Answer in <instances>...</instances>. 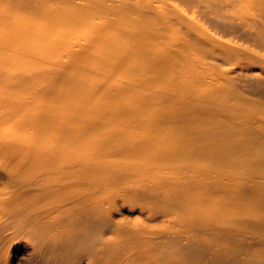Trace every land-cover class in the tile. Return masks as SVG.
Here are the masks:
<instances>
[{"label":"bare ground","instance_id":"obj_1","mask_svg":"<svg viewBox=\"0 0 264 264\" xmlns=\"http://www.w3.org/2000/svg\"><path fill=\"white\" fill-rule=\"evenodd\" d=\"M46 1L57 7L24 20L0 8V178L13 187L0 188V248L55 225L91 233L110 202L100 165H135L148 139L152 200L169 204L118 195L145 217L126 231L134 243L113 241V264H264V38L251 33L264 32V0ZM212 2L243 13L209 27L203 56L187 43ZM107 112L129 121L110 127Z\"/></svg>","mask_w":264,"mask_h":264},{"label":"rangeland","instance_id":"obj_2","mask_svg":"<svg viewBox=\"0 0 264 264\" xmlns=\"http://www.w3.org/2000/svg\"><path fill=\"white\" fill-rule=\"evenodd\" d=\"M7 3L9 4L0 3V8L3 11L7 9L9 15L7 19L18 18L24 20L35 16L36 13H34V11L32 12V8H41V11H46L57 7L55 1L47 2L46 0H12ZM203 11L204 14L201 12L203 16L198 13L201 18V21L198 23L200 30L192 29L194 35L189 39L187 44L188 48L192 51H194L193 49H201L203 52L202 55L204 56V51L208 48L206 44L208 38L207 32L209 34L211 33L209 27L213 23L224 21L227 18L237 23L238 16L241 15L243 11L241 9H232L219 5L215 6L214 2L205 5ZM251 33L253 34L254 40L264 38V32L255 30V32ZM89 73L90 71L84 74L88 75ZM88 77L91 76L88 75ZM86 88H88V86H81L80 91L84 93ZM67 94L76 95L77 93L68 89ZM125 96L129 97L130 94H126ZM95 98L96 97H94V99ZM241 98L247 101L254 100L257 97L245 92L241 95ZM94 99L90 98L89 101H93ZM105 108L108 111L107 103ZM125 111L127 112L126 109ZM148 111H153V109L148 108ZM109 113L110 112L106 113L104 121L110 127L126 124V122L129 121L128 117H121V119H116L114 125L111 120L112 116ZM140 135H143L142 130L136 128L135 130L133 129L129 135L126 134L124 137L135 138ZM159 138L160 137H156L154 139ZM87 140L88 139H84L81 142L84 143ZM113 141L120 142L116 138H114ZM143 141L150 148V151L145 150L144 147L140 145L133 147L134 151L128 160L130 159L136 163L135 165L126 160L115 161L113 164L108 162L100 165L97 172V181L103 186L106 195L110 198V202L105 201L103 211L96 221V228L91 233L79 232L78 228L69 226H67L68 228H63L59 225H55L52 228V232L47 234L43 230L37 228L32 235H17V237L12 240V243H8L5 246L3 245L0 248V264H113V241L117 237H121L124 240L129 238L130 244L131 236L130 233L126 231L131 227L132 222L140 221L145 217L144 210L138 206V204H140L139 202L132 200L120 202L118 195L121 194L122 191L128 190L133 194L134 199H139L141 201L145 199L144 201L147 202L148 205L161 207L165 204H169L168 201L162 199H160L159 202L152 200L154 191L152 193L151 186L154 182L149 173L144 170L143 164L149 160L148 158L159 156V152L155 153L153 151L154 146L151 144L150 140L143 139ZM87 155L93 156L94 153L88 152ZM106 155V151L97 154L99 157H104ZM177 156L178 154L176 157ZM179 157L181 160L189 158L185 151L181 152ZM111 161H113V158ZM10 182V176L7 173H3L0 178V188L6 186L10 190L13 189ZM195 207L196 206H194V208ZM194 208L191 202H188V204L180 210L181 212L179 214L181 218L186 215H191ZM24 214H26V212H24ZM19 220L22 221L23 217H20ZM73 220L74 218L68 213L65 215L64 223H69ZM49 221H51V219H46L43 223L36 226H43ZM16 222L19 221H13V223ZM8 223H10L8 218H4L0 221V229L4 230ZM159 225H163V222L157 221L152 223V226L156 227V229L159 228ZM3 232L4 233H0V238L8 234L7 232L9 231L4 230ZM134 242L135 241L132 239L131 244Z\"/></svg>","mask_w":264,"mask_h":264}]
</instances>
